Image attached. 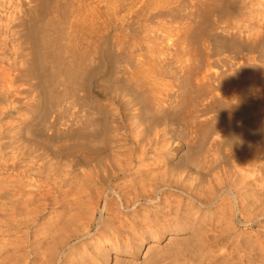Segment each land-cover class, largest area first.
Wrapping results in <instances>:
<instances>
[{
    "label": "bare ground",
    "instance_id": "obj_1",
    "mask_svg": "<svg viewBox=\"0 0 264 264\" xmlns=\"http://www.w3.org/2000/svg\"><path fill=\"white\" fill-rule=\"evenodd\" d=\"M20 3L19 6L21 5ZM13 18L14 16H12V19ZM15 18L14 21L16 20ZM19 20L16 21L19 22ZM14 21H12V26L15 24L13 23ZM20 22L19 24H21ZM16 24L17 26L19 25L18 23ZM29 37L32 41L31 47L36 52L35 58L33 56V61L26 57V55L17 54L18 56L15 59L17 64L12 65V69H8V66L6 69L0 68V103L5 105V102H7V107L13 109L12 111H14L15 114V117L11 116L13 114L7 117V109L0 108V254L1 250L5 249L12 240L18 239L20 242L19 246L23 245V247H28L29 251L31 250L26 254V257H22L24 259H22V261L23 263L25 262V264L29 259V262H31L30 264H138L137 259L141 258V262L145 263L152 253L155 254V251L159 250V242L163 239L166 240L168 245L177 244L179 241L178 239H180L179 235L185 233L188 229H184L183 226L169 231L162 227H160L161 229L153 228V223L155 222L152 220L154 218L156 219V217L152 220H150V217V221H147V218L144 217L145 215L141 217L140 214L142 212H138L140 209H138L139 203L143 201L146 207L155 206L160 208L167 202L169 194L167 197L165 194L168 192L177 193L186 201L192 203L191 205H195V209L197 208L195 212H198L199 209L202 208L212 207L211 205L215 201L217 202V199L220 196L216 191L218 188L216 181V187H211L213 186V183L207 188L205 187L206 193H203H205L204 195L207 194L206 196H202L198 193L202 180H206L200 177V173V175L197 176L196 170L195 176H193L195 168L191 169V165H194L197 159L194 157L191 158L193 153L190 150L186 151L187 155L185 154L183 156L184 158L181 157V146H176L177 134L182 132L178 130V122L179 124H182V127L185 129L184 131L188 130L191 134H196L198 131L201 133L200 138H198L200 141L198 142H200L199 146L202 148L209 142L214 132V129H211L210 127V129L207 128L202 130V122L203 124L204 121L206 123L209 114L214 111V107H220L219 105L217 107V100L222 101L225 99L228 103L227 106H229L230 103H235L237 100L238 104L226 107V109L228 108V111L225 110V112H231V114H228L232 116V118L230 117L232 120L230 122L228 120L230 125L228 124L225 129L226 132L230 134L228 140L234 141L231 155H233V151L239 147H246L245 149L251 153L256 151V149L251 151L249 149L250 146L247 148V144L253 140L251 138L254 136H250V129H260L259 126L264 124V119H262V121H258L261 123L260 125H255L258 122L254 119V116L252 117V115L264 111V108H261V105H264L261 100V93H259V96L257 95L258 98H251L253 100L250 101L248 98L250 96L247 95L248 93L243 94L242 92L238 93V91L236 93V89L235 92H233L234 90L231 91V88L233 89L235 86L239 89L246 85V78L240 76V74H242V71L248 78L247 75L250 73L246 63L250 64L251 59L248 62L246 59L242 58H239V61L234 59L235 61L230 65V69L232 70L230 71L229 69L228 73L229 63H220L222 66L224 64V66L227 65L226 67H228L227 69L220 68L221 72L218 71V68H216L217 70L213 69L214 71L212 70L213 72H210L209 69L211 66L207 69L208 67L206 68V66L208 65L206 64V66H203L204 62H198L197 60L193 62L188 59H177V57H175L176 59H170L168 56L162 57V48V51L159 53V50L157 51L158 54L156 55H158V57L154 55V59L151 57V60H145L146 58L144 59V57L143 60H130V58H125L124 60L121 59L120 55V58L117 57V55L115 57L110 55L111 57H109L108 60L109 63H111V67L110 72L108 73L109 76H107L108 79L111 78L112 81L110 80V82H107V85L105 84L106 86L103 88L101 87L108 100L107 105L106 103L105 105H102L99 104L100 102L94 103V98L89 89V78H92L90 75L94 72L95 63L91 64L89 61L78 60L76 55L74 56L73 54V56L77 58V60L74 58L76 62L73 61V64H70L71 68H68L69 70L64 68L65 70H68L66 82L69 85V88L68 91L66 90L68 92L67 94L65 90H61L65 88H62L63 82H56V74H50L51 71L49 74L45 73L48 70L46 65L48 63L53 64L51 69L55 66L56 70H62L64 67V62L62 60L63 57L60 59L57 52L51 53V51L48 50L49 47L47 43L45 46L43 45L41 51L39 38L41 39L42 37L39 33L30 31ZM44 41L46 42L47 40L44 39ZM44 41L40 43L44 44ZM32 48L30 49L32 50ZM154 48L155 47L153 46V49ZM44 49L47 50L45 51ZM21 51L22 50L19 52ZM29 52L27 50V55H29ZM38 52L43 56L44 62L42 61L41 64H38L40 59L37 61ZM171 53H173V50ZM64 69L62 71L63 74L66 73ZM254 69L257 70L258 68L255 67ZM29 71H38L37 77L44 86V89L46 85H50L54 80L56 82L54 86H61L60 91L58 90L56 92L57 89L55 90L56 93L53 96L54 101L51 100V105L53 107L52 110L54 112L53 118H51L52 116L50 117L52 120H45L48 115L47 109L51 106L49 103L50 106L48 105L47 108H43L39 122L40 129L34 133V136L36 135V137H34L35 139L40 140L41 138L51 147L49 150L48 148H42L43 150H41V153H37L36 150L33 149V146L30 147L31 144H29L28 147L26 146L27 144L24 145L27 141H25L24 136L22 135L23 133L21 134L16 127V131H14L15 128L8 131V134L12 133V135H9L10 138H7V119L9 122L13 120H20L21 122V119L23 118L22 116H19V113L21 112V105L26 104L27 101L24 98L23 100L25 101L20 99L22 104H20L21 102H18L19 99L16 96L19 95V89L16 84ZM59 73H61V71ZM255 75H257V72ZM238 76H240L239 78H242V80L240 79L235 83L234 81L238 80L235 78ZM228 77L233 79L231 80L233 81L232 83H228L230 79ZM247 82H249V80ZM99 91L101 92V90ZM22 93H25V91H22L20 95H22ZM80 94H82V96H80ZM67 100L71 102L70 106L72 107H68L69 105H67L68 110L71 108L73 111V114L70 116V112L66 114V108H64L66 105L63 104L64 102L68 104L69 102ZM29 104L31 103L28 102V105ZM82 107L84 109H82ZM80 108L84 110L83 112L85 113L84 114L80 111V113L84 115L82 116L83 118L78 116L81 115L78 112ZM124 119L126 120L125 123L123 122ZM22 120L26 121V119ZM161 126L163 127L160 129ZM31 134L32 133H30V135ZM182 134L185 135L184 132ZM19 138L23 140V144H20L21 148H25V153H22V155L24 156L26 154V157L24 156L25 158H27V155L29 156V165H23L25 167L24 171L21 170L23 169L21 168L23 166H20L19 168L21 172L7 171V155L5 153L7 152V146L12 145L14 148L13 144L21 141H19ZM218 138L211 139L212 141L210 143L211 145L213 143L212 146L216 151L219 150L217 142ZM241 140L242 143L239 142ZM21 150L19 149L17 153ZM239 151L240 150L238 149L236 153H239ZM244 151L247 152L246 150ZM219 152L220 151H218V154ZM255 154L256 153L254 152V155ZM220 156H222L221 162L223 160L225 167L230 157L229 155L224 154L223 150H221ZM258 156L255 155L254 157L257 159ZM209 157H211V155ZM262 157L264 156H261V158ZM193 158L196 161L193 160ZM205 159H208V157H205ZM233 168H235V166ZM224 169H221L222 175L225 178H232L230 175L231 171L230 173L226 171L224 172ZM239 170L241 174L239 172L237 173H239L240 176H237V173H234L236 175V177L233 175L235 180L234 182L231 181V185H234V188L236 189H234L236 191L235 193H241V191L244 189L246 190V187L248 186V183L242 175L244 171L243 168ZM112 180H114V183ZM224 188V192L230 195L232 194L230 192L232 189L229 191V188L231 187L227 186ZM225 201H227V199ZM186 204L188 205L187 202ZM150 210L153 209L150 208ZM177 211H179V208ZM144 212L146 213L147 211ZM161 214L163 213H160V215ZM256 214L254 213L255 216ZM96 215H98L97 220ZM161 217H163V215ZM164 217L168 216L165 215ZM164 217L163 219H165ZM181 219L180 221H182ZM193 231H190V233L195 235L196 230ZM8 239L10 242L7 241ZM14 241L16 242L17 240ZM198 241L199 240L197 239L195 242ZM17 244L18 243H15V246ZM77 246L78 248H82V251L72 259V256L74 255L73 252L75 251L74 249L75 247L77 248ZM10 248H8V251H14ZM12 254L13 253L11 252V255ZM8 255L10 256V254ZM7 257L8 256L5 258ZM18 260H21V257L20 259L18 258Z\"/></svg>",
    "mask_w": 264,
    "mask_h": 264
},
{
    "label": "rangeland",
    "instance_id": "obj_2",
    "mask_svg": "<svg viewBox=\"0 0 264 264\" xmlns=\"http://www.w3.org/2000/svg\"><path fill=\"white\" fill-rule=\"evenodd\" d=\"M20 1L19 0H10V1L0 0V58H1L0 68L6 69L8 66V69H12V65L17 64L15 61L16 57L20 54L26 55V57H28L29 59H31V61H33V56L35 58L36 52L31 47L32 41L29 39L30 38L29 33L30 31L37 32L41 35L42 37L41 39L43 41L44 39L47 40L46 42L44 41V44L43 43L41 44L40 42H43V41L39 38V45L41 46V51H42L43 45L45 46L47 43L49 47L48 50H50L51 53L57 52L60 59H62L63 57L62 59L64 62L63 69L64 68L70 69L71 68L70 64H73V61H75V59L77 60V58L78 60H82V61L84 60L86 62L89 61L91 64L95 63L94 70H93L94 72L90 75V77L92 78H89L90 79L89 89L94 98V103L100 102L99 104L105 105L106 103L107 105L108 103L107 96L102 91V88L106 86L107 82H110L111 80V78L108 79V76H109L108 73L110 72V67H111V63H109V60H108V58L111 57L110 55H112V57H115L116 55L117 57H119L120 55L121 59H124V60L125 58L126 59L130 58V60L131 59L143 60V57L144 59L146 58L145 60H151V57L153 59H154V55L158 57V55L156 54H158L160 51L163 50L162 51L163 54L161 55L162 57L168 56V58L170 59H176L175 57H177V59H188L193 62H195V60H197L198 62H202V63L204 62L203 66H206L207 64L208 65L206 66V68L208 67L207 69H209V67L211 66L209 69L210 72L217 70L216 68H218L219 69L218 71L221 72L220 68L227 69L229 67L227 71L228 73H229L230 65L235 60L239 61V58H242V59H246L248 62L251 59L250 64L246 63L249 68L248 70L250 73V74L248 73L249 75L247 74L246 75L250 79H248L245 76V74H243V72L240 70L242 73L240 74V76H244V78H246V85H245L246 87L244 86L245 88L240 87L239 89H237L238 87L235 86V88L233 89L231 88V91L234 90L233 92H235V89H236V93L237 91L238 93L242 92L243 94L248 93L247 95L250 96L248 97L250 101L258 98V96L260 95L259 93H261L262 99L260 97L259 98L262 100V103H264V63H262L264 62V0H158V1L156 0H47V1L46 0H37V1L36 0H27V1L20 0ZM19 3L21 4L20 6H19ZM83 5H85L86 7ZM18 7L19 8L21 7V8L19 9ZM12 16H14V18L18 17V18H15L17 21L20 18L21 22L20 20L19 22L21 24H19V22H17L16 20L14 21V18L12 19ZM11 20L14 21L13 23H15L13 24L14 27L12 26ZM16 23H18L19 25L17 26ZM130 26H133V27H130ZM135 33H137L138 35ZM153 46L155 47L154 49H153ZM156 47L159 49H157ZM30 48H32V50ZM18 50L19 51L22 50V51L19 52ZM27 50L28 52L31 50L28 53L29 55H27ZM44 50L46 51L47 49H44ZM172 50H173V53H171ZM38 53H39L38 54L39 58L37 57V61H39L40 59L38 64H41L43 61V56L42 54H40V52ZM125 53H126V56H125ZM73 54L74 56L76 55L77 58H75ZM199 58H200V61H199ZM221 62H223L224 64L229 63L228 67H226L227 65L224 66L223 63H222L223 64L222 66L220 64ZM217 64L221 67H219ZM46 65L49 71L47 70V72L45 73L49 74V72L51 71L50 74H53V75L56 74V77H55L56 82L57 81L63 82L62 88L63 87L65 88L61 89L60 88L61 86L59 87L54 86L56 84L54 80L55 83L52 82L50 85H46L44 89V86L42 85L41 81H39V78L37 77L38 71L27 72L25 76H23L19 80V82L16 84V86L19 89V93H18L19 95L17 94L18 96H16L19 99V100L17 99L18 102L19 103L21 102L20 104H22V101H25L23 100L24 98L27 101L26 104L21 105L22 113L21 112L19 113L20 114L19 116L23 117V118L22 117H19V118L26 119V121L21 119V122L20 120L19 121L13 120L9 122L7 119V135H8L7 138H10L9 135H12V133L8 134V131L16 127L17 130L19 129V132H21V134L23 133L22 135L24 136L25 141H27L24 143V145L27 144L26 146L28 147L29 144H31L30 147L33 146V149H35L37 153H41L42 152L41 150H43L42 148H46V149L48 148V150L51 149V147L48 146V143L43 141L41 138L40 140L34 138L36 137V135L34 136V133H36L37 130L40 129L39 122H40V117L43 112V108L44 107L47 108L49 103L51 105V100L54 101L53 96L58 90L59 91L60 89L65 90V92L68 94L67 91L69 88V85L66 82L67 71L69 69L68 70L64 69L66 73L63 74L62 73L63 69L62 70L59 69L61 71V73H59L60 71L56 70L55 66L53 68L55 71L51 69L53 67V64L48 63ZM255 67L258 69L257 70L254 69ZM95 68L97 72L95 71ZM231 70L232 69H230V71ZM256 72H257V75H255ZM240 76L235 78V79H238L234 81L235 83H237V81H239L240 79L242 80V78H239ZM231 80L233 79L230 78L228 83H232L233 81ZM248 80L249 82H247ZM99 90H101V92ZM22 91H25V93H22V95H20ZM80 96H82V94H80ZM67 101L69 102V100ZM28 102L31 104L28 105ZM217 102H218L217 107L219 105L221 107L219 108L222 110L214 107L213 108L214 111L212 110L213 112L209 114L210 118L208 117L207 120L205 119L206 123L204 120H202L204 121V124L201 121L202 130L207 129L209 127L211 129H214L212 138H210L209 142L205 144L202 148H200L199 146L200 142H198L200 141V139L198 138H200L201 133H199L198 131V133L196 132V134H193V133L191 134V132H188V130L184 131L185 130L184 127H182V124L181 123L179 124L178 122V125H179L178 130L182 132H180V134H177L178 138L176 137V140L178 142L176 141V146L177 145L181 146V152H180L182 155L181 157H183L185 154L187 155L186 151L190 150L193 153L192 154L193 156L191 155V158L194 157L199 162L198 163L193 158V160L196 161V162L194 161L195 162L194 165H191L193 167V168L191 167V169L195 168L194 171L192 170L194 172L193 176H195V172L197 171L198 174L196 172V175L197 176H199L200 174L204 175L205 177L201 175L200 177L204 178V180H206L207 182L202 180L198 193L201 194L202 196H206L207 194L204 195L206 193L205 192L206 188L212 185L213 183V186L211 187H216V185L218 184L217 185L218 188L216 189V191L219 193L220 197L217 199V202L215 201L211 205L212 207L199 209L198 212L197 211L195 212V210L197 209V208L195 209L196 207L195 205H191L192 203H189L181 195L179 196V194L177 193L175 194L174 192H170V193L168 192L167 194H165L166 197L169 194L168 196L169 198L167 199V202L164 203L160 208H157L155 206L146 207L144 205V202L141 201L139 203L138 209L139 208L140 209L138 212L139 213L142 212L140 216L143 217L145 215L144 217L147 218V221H150L154 217H156V219L154 218L152 220L153 222H155L153 223V228L162 227L165 230L169 231L177 227L179 228L180 226H183L184 229H188V230H186L185 233H182L179 235L180 239H178L179 241L177 240L178 241V243L176 242L177 244L168 245V243H166V240L162 238L163 240L159 242V246H158L159 250L155 251V254L152 253V255L149 256V258L146 260L145 263L141 262L142 261L141 258L137 259L138 264H142V263L143 264H156L158 262H159L158 264H217V263L218 264H260L261 262L264 263V229H262L264 228V188L260 189V187L257 186L258 183H264V180H261L259 182L245 180L248 183V186L246 187V190L245 189L242 190L243 192L241 191V193H235L236 189L234 188V185L233 186L231 185L232 184L231 181L234 182L236 175L240 176L239 169H241V167L246 166L250 162H253V160L254 161H259V160L264 161V157L261 158V156H264L262 155L264 154V124L259 123L260 120L262 121V119H264V111L260 112L259 114L256 113L257 115L256 114L252 115V117L254 116V119L257 122L259 121L255 125L257 126L258 124L259 125L261 124V125L259 126L260 129L258 128H254L253 130L250 129V136L252 135L254 136H252L253 138H251L253 140L249 142L250 145L247 144V148H249L250 146L249 149L251 151H254V149H256V151H254L256 153L255 155L257 156L259 155L257 159L256 157H254L255 156L254 152H252L253 153L252 155L250 151L245 149L246 147H243L244 149L239 147L238 149L240 150L239 151L240 154L236 153L238 151L237 148L235 149V151H233V155L235 157L231 155L230 153L227 154L229 155L230 158L228 159L227 165L224 167L225 164L223 160L221 162V159H222V156H220L221 153L219 152L220 154L219 155L218 154L219 150L216 151L214 147L212 146L213 143L212 145L210 143L213 140V138H218L219 134L226 139L229 138L230 134H228V132H226L225 129H226V126L229 124L228 120L229 122L232 120L231 119L232 116H230L231 112H225V110L228 111V108L226 109L228 103L225 99L222 101L217 100ZM70 103L71 102H69L68 104H66L65 102L63 103L64 105H66L64 107L66 108L65 109L66 114H68L69 112L71 113V114L69 113V116L73 114ZM0 105H1L0 108L7 109V112H8L7 117L11 114H13L11 116L15 117L14 111H12L13 109H10L9 107H7V102H5V105L3 103H0ZM67 105H69L68 107H71L70 108L71 110L70 109L68 110ZM262 106L264 105H261V108H264ZM52 109H53L52 105L50 106V108L47 109L48 115L46 116L45 120H52L50 119L51 116H52L51 118H53L54 116V112ZM82 109L84 108L82 107ZM82 109L80 108L78 112L79 113L80 111L83 112L84 110ZM212 113L216 115H213ZM224 113H226L227 115ZM80 114L81 115H78V116L80 117L84 116L82 115V113ZM228 117L229 118L231 117V118L229 119ZM125 121L126 120L124 119L123 122L125 123ZM10 125L12 126V128ZM111 125H115V124H111ZM162 127L163 126H161L160 129ZM16 128L14 131H16ZM183 132L185 135L182 134ZM30 133L32 134L30 135ZM20 140L21 139L19 138V141ZM20 142H15V144H13L14 148L18 147V148H15L16 150L13 148L12 145L7 146V150H6L7 152H5L7 155V156L5 155L7 159V171L10 170L14 172H21L19 168L20 166L29 165L28 164L29 156L27 155V158H25L26 154L24 155L25 157L22 155V153H25L24 152L25 148L23 147L24 149L23 150L20 146V144H23L22 143L23 140H21ZM16 143H18L19 145ZM19 149L20 150L22 149V150L19 153H17ZM244 150H246L247 152H245ZM207 151L209 152V154ZM210 155L213 158L209 157ZM204 156L208 157L209 160L205 159ZM11 159H12V164H11ZM24 166L21 167L23 168L21 169L23 171L25 170ZM234 166L235 168H233ZM221 169L222 170L224 169V172L226 171L230 173L231 171L230 175L232 176V178L230 177L225 178L221 173ZM234 173H237V174L235 175ZM233 175L235 177H233ZM221 180H224V181H221ZM112 181L114 183V180ZM215 181L217 182V184ZM227 186L231 187L229 188V191L232 189L230 192L233 194V197H232V194L230 195L224 192L225 190L224 187H227ZM226 199L227 201H225ZM186 202L188 203V205L186 204ZM150 208H152L153 210H150ZM178 208L180 212L177 211ZM223 208H224V212H223ZM144 211H147V212L145 213ZM160 213H163V214L160 215ZM254 213L255 214L257 213L256 216L254 215ZM155 215H158V216H155ZM162 215L163 217L165 215H167L168 217H164L165 219H163V217H161ZM179 217H181L182 219ZM160 218H162L163 220ZM97 219H98V215H96V220ZM180 219L182 221H180ZM189 229L190 231L196 230V234L198 235L191 234ZM187 237L189 238V240ZM195 238H197L199 241L195 242L197 240ZM14 240L18 241V239H14ZM14 240L10 242L8 239L7 241L10 242V243L8 242L10 245L7 243L9 247L7 245L6 247L7 249L5 248L8 251V248L11 247L10 249H13L14 251L10 249L9 250L13 254L11 255V252L10 251L7 252L5 249L1 250L0 264H18V263L25 264V262L23 263L22 259L26 257V254H28L31 250L29 251V248L26 246L24 247L23 245L19 246L20 242L19 241L15 242ZM15 243H18V244L15 246ZM79 248L78 246L77 248L75 247L74 250L75 251L79 250V251L78 252L74 251L75 253L73 252L74 255L72 256V259L73 257L75 258L79 254V252L82 251L81 250L82 248L80 249ZM17 251H19L20 253ZM22 252H24L25 254ZM7 253L10 254V256ZM2 254L5 257L6 256L8 257L5 258ZM245 254H248V255H245ZM20 257H21V260H18V258L20 259ZM29 261H27L26 264H30L31 262Z\"/></svg>",
    "mask_w": 264,
    "mask_h": 264
},
{
    "label": "clouds",
    "instance_id": "obj_3",
    "mask_svg": "<svg viewBox=\"0 0 264 264\" xmlns=\"http://www.w3.org/2000/svg\"><path fill=\"white\" fill-rule=\"evenodd\" d=\"M233 104H238V101L236 100L235 103H230L229 106ZM239 142L242 143V140ZM233 143L234 141L228 140L219 134L218 146L220 153L221 150H223L224 154H231ZM241 168L244 170L242 175L244 176L245 180L253 182L264 180V161H253ZM257 186L264 188V183H258Z\"/></svg>",
    "mask_w": 264,
    "mask_h": 264
}]
</instances>
